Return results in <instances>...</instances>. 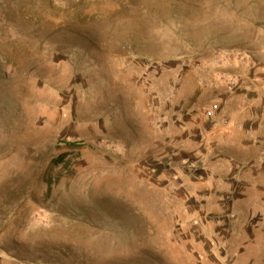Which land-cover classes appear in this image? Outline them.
<instances>
[{"label":"rangeland","instance_id":"rangeland-1","mask_svg":"<svg viewBox=\"0 0 264 264\" xmlns=\"http://www.w3.org/2000/svg\"><path fill=\"white\" fill-rule=\"evenodd\" d=\"M263 205L264 0H0V264H264Z\"/></svg>","mask_w":264,"mask_h":264},{"label":"trees","instance_id":"trees-1","mask_svg":"<svg viewBox=\"0 0 264 264\" xmlns=\"http://www.w3.org/2000/svg\"><path fill=\"white\" fill-rule=\"evenodd\" d=\"M64 157H65V154H60V155L52 158L50 163H49V167L53 168V169L59 168V170H62L63 168H65V164H66L65 161H64ZM59 176L60 175H57V179H58ZM45 183H46L48 189H50L51 185H52L51 180L50 179L49 180H45Z\"/></svg>","mask_w":264,"mask_h":264},{"label":"crops","instance_id":"crops-1","mask_svg":"<svg viewBox=\"0 0 264 264\" xmlns=\"http://www.w3.org/2000/svg\"><path fill=\"white\" fill-rule=\"evenodd\" d=\"M258 201H253L252 200V214H254V209H255V207H256V205H258ZM263 209H264V205L263 206H261Z\"/></svg>","mask_w":264,"mask_h":264}]
</instances>
